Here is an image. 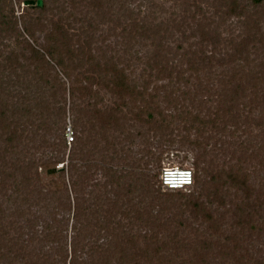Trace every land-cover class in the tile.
<instances>
[{"label":"rangeland","instance_id":"1","mask_svg":"<svg viewBox=\"0 0 264 264\" xmlns=\"http://www.w3.org/2000/svg\"><path fill=\"white\" fill-rule=\"evenodd\" d=\"M24 1L0 0V114L8 111L10 120L3 121L23 130L37 167L56 149L64 160L56 167H65L71 193L68 165H80L89 204L107 197L111 170L126 176V189L148 179L166 193L161 169L191 168L195 184L172 199L198 202L212 219L189 217L184 237L191 250L178 259L158 253V264L264 263V0H43L42 11ZM24 28L38 47L51 41L67 53L68 74L30 54L5 60L4 46L32 42ZM91 62L106 64L108 75L95 73L99 67ZM162 64L171 76L158 73ZM6 135L0 122V139ZM60 183L55 175L39 185L51 191ZM72 211L65 214L66 264ZM33 212L59 226L46 211ZM18 221L0 216V264H38L15 243ZM53 247L37 244L43 251ZM77 259L100 264L87 255ZM101 261L127 264L115 253ZM57 264H64L61 257Z\"/></svg>","mask_w":264,"mask_h":264},{"label":"trees","instance_id":"2","mask_svg":"<svg viewBox=\"0 0 264 264\" xmlns=\"http://www.w3.org/2000/svg\"><path fill=\"white\" fill-rule=\"evenodd\" d=\"M26 1L31 0L24 2ZM33 1L35 5L29 7L40 11L45 9L43 0L40 6L37 5L39 0ZM252 1L255 5L262 3V0ZM24 32L32 42L23 38L18 40L15 46H4V51L10 53L5 56L6 61L13 58L17 60L20 54L22 57L30 54L31 59L41 60L47 66L54 62L68 74L64 59L67 53L63 54L60 46L49 41L44 50L35 44L31 31L24 28ZM0 52H3V49ZM89 65L98 66L99 70H94L98 74L108 71L106 64L91 62ZM168 66V64L160 65L158 73L171 76L172 73H167ZM175 66L177 65L174 64L173 67ZM51 69L54 67L51 66ZM47 70H49L48 67ZM179 75L180 73H177V76ZM38 77V81L43 79V75ZM124 80L125 78H122L121 82ZM63 91L66 92L65 89ZM74 92V90L71 91V94ZM49 105L53 107L54 102H49ZM61 109V107L57 108L59 112ZM7 114L8 111L0 114V122H4V132L7 134L4 139H0L2 141L0 153L5 157L3 159L0 154V162H2L0 163V216L3 215L5 218L15 215L21 220L16 222L19 231L16 232L15 243L22 249L28 248L26 259L36 258L38 264H57L61 257L62 262L66 264L68 256L65 239L68 219L65 214L72 210L70 264H82L77 259L82 255H87V258H93L102 264L101 258L109 253H115L121 262L127 260V264H158V253L163 252H173L178 259L191 250L189 248L191 239L184 237V231L191 226L189 219L196 220L199 216L212 219L200 203L188 200L178 203L172 199L175 194H179V190H165L166 193H160L148 179L144 180V183L130 185L129 190L122 184L126 176L118 175V171L113 170L110 171L112 172L111 190L109 192L105 190L104 193L107 197L99 196L94 202L87 203L81 192L85 171L83 169L81 171L80 165L73 163L68 165L71 192L69 193L65 182V167L63 166L60 170L56 167L64 161L60 159L58 151L53 149L50 154H44L47 158L43 159L40 170L34 157L26 151L23 130L15 126L14 122L6 123L10 120ZM47 144L45 142L43 148H46ZM55 175L61 179V188L51 191L42 190V185H39L42 179L45 177L52 179ZM102 187L106 188V185ZM56 204H59L61 210H57ZM35 209L37 213L46 211V214L52 216L51 219L58 221L59 226L55 227L42 219V216L36 215L33 212ZM60 215L61 218L58 219ZM27 216H31V219L26 218ZM39 227L42 229L39 230ZM25 229L27 232H24ZM45 241L54 245L51 251L37 249V244L40 245ZM30 248L36 251H30ZM173 262L174 260L171 263Z\"/></svg>","mask_w":264,"mask_h":264},{"label":"built area","instance_id":"3","mask_svg":"<svg viewBox=\"0 0 264 264\" xmlns=\"http://www.w3.org/2000/svg\"><path fill=\"white\" fill-rule=\"evenodd\" d=\"M65 136L69 144L74 141L72 126L66 128ZM159 182L164 190L188 189L194 184V171L186 166L167 165L160 171Z\"/></svg>","mask_w":264,"mask_h":264},{"label":"water","instance_id":"4","mask_svg":"<svg viewBox=\"0 0 264 264\" xmlns=\"http://www.w3.org/2000/svg\"><path fill=\"white\" fill-rule=\"evenodd\" d=\"M25 5H26V6H33V5H35V2H34L33 0H31V1H26V2H25ZM37 5H39V6L42 5V0H39L38 3H37Z\"/></svg>","mask_w":264,"mask_h":264}]
</instances>
